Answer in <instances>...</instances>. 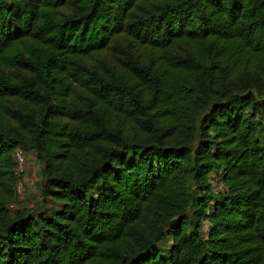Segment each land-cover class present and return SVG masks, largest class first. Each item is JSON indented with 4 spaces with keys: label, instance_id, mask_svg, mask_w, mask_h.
Listing matches in <instances>:
<instances>
[{
    "label": "trees",
    "instance_id": "trees-1",
    "mask_svg": "<svg viewBox=\"0 0 264 264\" xmlns=\"http://www.w3.org/2000/svg\"><path fill=\"white\" fill-rule=\"evenodd\" d=\"M0 264H264V0H0Z\"/></svg>",
    "mask_w": 264,
    "mask_h": 264
},
{
    "label": "rangeland",
    "instance_id": "rangeland-1",
    "mask_svg": "<svg viewBox=\"0 0 264 264\" xmlns=\"http://www.w3.org/2000/svg\"><path fill=\"white\" fill-rule=\"evenodd\" d=\"M26 164L23 167V173L20 177L21 189L17 193L15 205H10L11 208H33L42 210L46 208L50 201L44 200L40 196V189L43 183L42 177V164L39 162L33 153H25ZM214 181V180H213ZM214 188L220 189L221 184L217 181L213 182ZM206 222L202 223V229H206ZM170 244L169 239L163 240L159 243V246L166 249Z\"/></svg>",
    "mask_w": 264,
    "mask_h": 264
},
{
    "label": "built area",
    "instance_id": "built-area-1",
    "mask_svg": "<svg viewBox=\"0 0 264 264\" xmlns=\"http://www.w3.org/2000/svg\"><path fill=\"white\" fill-rule=\"evenodd\" d=\"M15 159H16V168H15V173L16 174H19L22 172L23 170V167H24V156H23V153L20 149H16L15 150ZM20 189H21V183L20 181L17 183V187H16V191L17 193L20 192Z\"/></svg>",
    "mask_w": 264,
    "mask_h": 264
}]
</instances>
